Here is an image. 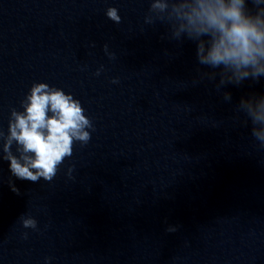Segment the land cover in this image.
<instances>
[{
    "label": "clouds",
    "instance_id": "clouds-1",
    "mask_svg": "<svg viewBox=\"0 0 264 264\" xmlns=\"http://www.w3.org/2000/svg\"><path fill=\"white\" fill-rule=\"evenodd\" d=\"M261 3L262 0H252L256 9L253 12L246 0H192L191 5L180 13L185 23L174 36L179 37L181 32H187L190 39L210 36L211 46L206 55L203 41L198 44L197 57L201 65L230 68L237 81L250 75L256 79L264 75V7ZM165 7L159 0L152 4L153 9L164 10ZM106 15L113 22H120L116 8H108ZM225 95L229 97V94ZM83 111L80 102L70 94L50 88L46 83L34 84L27 97L25 112H12L14 122H10V137L4 147L12 175L31 182H37L41 177L51 181L58 165L71 156L73 140L87 142L89 139V134L83 131L89 126ZM249 114L253 124H264V103L258 111L249 109ZM252 134L264 146V135L255 129ZM13 140L22 146L19 159L9 152ZM9 184L18 192L11 181ZM35 225V220H24L25 227Z\"/></svg>",
    "mask_w": 264,
    "mask_h": 264
}]
</instances>
